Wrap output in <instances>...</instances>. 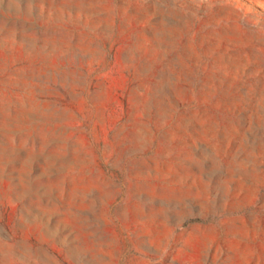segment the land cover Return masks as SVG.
<instances>
[{
	"label": "rangeland",
	"instance_id": "374dc122",
	"mask_svg": "<svg viewBox=\"0 0 264 264\" xmlns=\"http://www.w3.org/2000/svg\"><path fill=\"white\" fill-rule=\"evenodd\" d=\"M0 264H264V0H0Z\"/></svg>",
	"mask_w": 264,
	"mask_h": 264
}]
</instances>
